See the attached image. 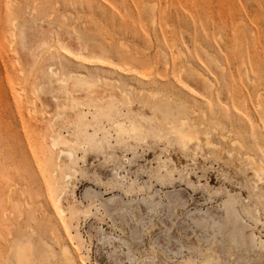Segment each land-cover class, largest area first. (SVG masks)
Returning <instances> with one entry per match:
<instances>
[{
	"label": "rangeland",
	"instance_id": "obj_1",
	"mask_svg": "<svg viewBox=\"0 0 264 264\" xmlns=\"http://www.w3.org/2000/svg\"><path fill=\"white\" fill-rule=\"evenodd\" d=\"M249 155L264 0H0V264L30 235L80 264H264Z\"/></svg>",
	"mask_w": 264,
	"mask_h": 264
},
{
	"label": "bare ground",
	"instance_id": "obj_2",
	"mask_svg": "<svg viewBox=\"0 0 264 264\" xmlns=\"http://www.w3.org/2000/svg\"><path fill=\"white\" fill-rule=\"evenodd\" d=\"M50 72L51 74H56L58 71H54L52 65H50ZM73 77L75 82H77L80 86L87 83L84 78V74L81 72H78ZM204 78H206V76ZM209 83L212 82L209 81L208 84ZM185 125L187 126L189 124H187V120L183 118L179 125L177 127H173L170 132L173 133L174 137L180 144L183 145V147H185L188 143H191L193 140L198 143L199 138L197 135L191 134V130L185 128ZM115 126L117 128V134L122 136L130 132L139 131L138 126L133 123L128 125L123 120L115 121ZM61 141V137L53 136L51 138V145L53 147L61 146ZM205 144L208 146L211 145L208 139L206 140ZM73 155L74 153L72 150H66L62 147L59 148V158L64 156L67 159H71ZM250 157L251 156L249 155V158ZM249 164L257 180L264 184V160L250 158ZM67 180L69 181V179ZM258 181L255 183L254 187L258 189L257 195L264 203V185H259ZM60 198L61 197L59 195L57 197V202H60ZM59 210L60 212L64 211L61 207H59ZM56 244L58 245V251L52 246V244L46 241L35 242L31 235L27 236L24 240L16 239L12 241L10 245V252L14 259L13 264H80L74 254L73 248L70 245L59 240H56Z\"/></svg>",
	"mask_w": 264,
	"mask_h": 264
}]
</instances>
